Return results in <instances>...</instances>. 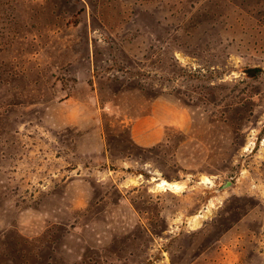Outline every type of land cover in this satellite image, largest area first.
Here are the masks:
<instances>
[{
    "label": "rangeland",
    "instance_id": "1",
    "mask_svg": "<svg viewBox=\"0 0 264 264\" xmlns=\"http://www.w3.org/2000/svg\"><path fill=\"white\" fill-rule=\"evenodd\" d=\"M0 264H264V0H0Z\"/></svg>",
    "mask_w": 264,
    "mask_h": 264
},
{
    "label": "water",
    "instance_id": "2",
    "mask_svg": "<svg viewBox=\"0 0 264 264\" xmlns=\"http://www.w3.org/2000/svg\"><path fill=\"white\" fill-rule=\"evenodd\" d=\"M231 184H232L231 180L226 179L225 185H224L223 187H224V188H225V187H228V186L231 185Z\"/></svg>",
    "mask_w": 264,
    "mask_h": 264
},
{
    "label": "trees",
    "instance_id": "3",
    "mask_svg": "<svg viewBox=\"0 0 264 264\" xmlns=\"http://www.w3.org/2000/svg\"><path fill=\"white\" fill-rule=\"evenodd\" d=\"M76 23H78V21H76Z\"/></svg>",
    "mask_w": 264,
    "mask_h": 264
}]
</instances>
